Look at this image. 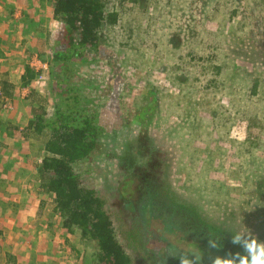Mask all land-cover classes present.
<instances>
[{
  "label": "rangeland",
  "instance_id": "rangeland-1",
  "mask_svg": "<svg viewBox=\"0 0 264 264\" xmlns=\"http://www.w3.org/2000/svg\"><path fill=\"white\" fill-rule=\"evenodd\" d=\"M40 19L48 24L44 15ZM122 22V28L133 27L129 47H108L104 57L68 73L110 121L86 179L106 200L117 238L134 264H155L149 251L127 246L119 211L127 213L126 200L142 193L140 177L152 173L178 202L221 228L249 229L264 241V2L140 0ZM59 26H51L54 36L45 47L36 35L15 45V55L0 56V78L8 71L18 84L26 64L41 69L32 86L49 105L57 98L47 60ZM17 90L1 101L0 120L15 118L22 128L29 117L23 98L28 89ZM140 111L149 113L143 129L132 122ZM249 128L258 132L253 145ZM14 134L0 126V264H80L94 248L62 228L52 196L38 191L32 164L44 155L39 144L28 148V140L20 143ZM161 223L150 221L151 247L162 243ZM166 236L181 250L196 251L178 234Z\"/></svg>",
  "mask_w": 264,
  "mask_h": 264
},
{
  "label": "trees",
  "instance_id": "trees-1",
  "mask_svg": "<svg viewBox=\"0 0 264 264\" xmlns=\"http://www.w3.org/2000/svg\"><path fill=\"white\" fill-rule=\"evenodd\" d=\"M48 1L51 6V20L60 25L50 47L51 58L47 60L50 90L56 93L57 96L53 95L57 99L49 105L47 98L36 87L31 86L42 70L26 64L19 85L29 87L26 96L29 100L27 125L18 128L8 123L6 127L5 123L3 130L7 136L19 131L20 143V140L26 139L28 148H36V144H39L43 150L42 158L32 164L35 180L38 182L37 189L52 196V210L61 217L62 228L75 235L79 244L92 245L94 248L89 257L83 256L86 259L84 263L134 264L131 254L117 238L111 214L105 208L106 200L86 179L92 174V160H96L102 152V138L105 137L104 132L110 121L107 120L106 124L101 116L95 96L84 84L71 82L72 73H68L86 66L87 61L104 57L108 47L116 51L131 45L133 27L126 25L127 27L122 28L121 25L123 17L129 14L140 0ZM107 35L111 36L109 41ZM37 55L40 57L42 54ZM220 66L215 65V68L219 69ZM81 79L77 76L78 81ZM257 84L258 79L254 81L253 89ZM14 88V84L4 72L0 78V103L12 96ZM150 93L154 94L152 90ZM154 100L155 98L152 102ZM148 112L140 111L132 122L143 129L145 121L149 119ZM249 130L251 136L248 135V139L252 137L250 143L253 145L257 143L255 138L258 132L250 128ZM81 164H85V167L79 168ZM89 164L90 166H87ZM141 165L139 171L144 170L142 167L145 164ZM134 176L133 173L130 174L128 181L123 185V192ZM140 179L143 184L142 193L137 198L126 200V214L119 210L120 220L126 227L128 247L149 251L151 257L156 259L155 264H162L163 261L164 264H180L179 254L183 250L166 236L178 234L179 241H189V245L203 254L202 264H210V256L219 255L225 258L229 253L244 254L239 245L231 242L236 230L221 228L202 216L194 206L178 202L172 192L163 188L154 174L150 173ZM155 217L162 221V243L159 247L153 244L151 247L149 243L151 232L148 226ZM208 239L217 240L221 248L209 249ZM71 249L76 251L74 246ZM76 252L79 253L78 250ZM83 258L80 264H83Z\"/></svg>",
  "mask_w": 264,
  "mask_h": 264
},
{
  "label": "crops",
  "instance_id": "crops-1",
  "mask_svg": "<svg viewBox=\"0 0 264 264\" xmlns=\"http://www.w3.org/2000/svg\"><path fill=\"white\" fill-rule=\"evenodd\" d=\"M50 11L51 6L48 0H0V56L8 57L13 54L15 55L14 51L16 52L18 51L17 49H19L16 48L15 45L27 41V38L30 40L36 39V35L42 47H45L44 42H46L47 39L50 40L54 36V34H52L53 30H51V26H54L55 22L51 20L49 14ZM43 15L46 17V20H48V24L47 21L42 22V19H40ZM19 17L20 20H17ZM25 34H27V36ZM6 72L7 77H9V72ZM8 79L14 84V91L17 93V89L20 88V85L11 77ZM22 88H27L29 90V87ZM14 91L12 96L15 94ZM27 93H25L23 98L29 105V100L26 97ZM11 97H7L5 99H9ZM8 118L9 120L7 119L5 121L6 127L8 126V123H10L20 128V124L16 123L17 121L15 118ZM0 121L2 122L0 126L4 128L5 123L2 119ZM27 121L25 125H27ZM25 125H23V127ZM13 130L14 129H12V131ZM14 132L19 133V131ZM13 135L15 134L13 133Z\"/></svg>",
  "mask_w": 264,
  "mask_h": 264
},
{
  "label": "clouds",
  "instance_id": "clouds-1",
  "mask_svg": "<svg viewBox=\"0 0 264 264\" xmlns=\"http://www.w3.org/2000/svg\"><path fill=\"white\" fill-rule=\"evenodd\" d=\"M231 242L234 245H239L244 254L229 253L225 258H221L219 255L210 256L211 264H264V241L258 240L249 229L233 234ZM207 247L218 250L221 248V244L215 239H208ZM169 254L176 256L172 253ZM202 259L203 254L194 250L183 251L179 254L180 264H202Z\"/></svg>",
  "mask_w": 264,
  "mask_h": 264
}]
</instances>
